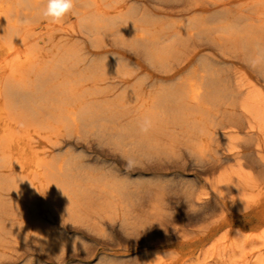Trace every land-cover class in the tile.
I'll return each instance as SVG.
<instances>
[{"label": "rangeland", "instance_id": "1", "mask_svg": "<svg viewBox=\"0 0 264 264\" xmlns=\"http://www.w3.org/2000/svg\"><path fill=\"white\" fill-rule=\"evenodd\" d=\"M250 11L168 72L123 58L79 80L53 62L54 36L23 55L4 43L15 84L49 75L56 98L28 110L23 94L0 135V264H264V5Z\"/></svg>", "mask_w": 264, "mask_h": 264}, {"label": "bare ground", "instance_id": "2", "mask_svg": "<svg viewBox=\"0 0 264 264\" xmlns=\"http://www.w3.org/2000/svg\"><path fill=\"white\" fill-rule=\"evenodd\" d=\"M253 2L264 5V0H74L73 11L53 23L51 18L42 15L47 0H0V135L15 122L13 108L23 94L28 110L42 99L56 98L52 91H41L49 75L31 86L16 85L7 65L9 55H23L30 45L47 43L54 36L51 38L55 40L51 48L54 50L53 62L70 74L80 69L75 73L79 80L86 77V80H104L106 74L122 69L119 60L123 58L131 60L136 67H143L142 62L146 61L168 72L193 63L191 56L199 55L206 46L201 40L210 24L233 15L235 20L241 16L245 19L256 16L250 11ZM13 4L11 9L9 5ZM170 18L185 19L170 21ZM114 35L117 37L111 39ZM82 39L89 40L91 45L83 53L78 47V41ZM5 42L9 43V55L4 52ZM85 55L96 57L88 67V76L80 67ZM55 67L51 68V73L57 71ZM131 75H123L119 82L131 81ZM81 97L80 91L63 88L64 102H76ZM70 114L74 116L75 111L71 110Z\"/></svg>", "mask_w": 264, "mask_h": 264}, {"label": "clouds", "instance_id": "3", "mask_svg": "<svg viewBox=\"0 0 264 264\" xmlns=\"http://www.w3.org/2000/svg\"><path fill=\"white\" fill-rule=\"evenodd\" d=\"M74 9V0H47V6L43 10L42 15L45 18H51L53 23L61 21L66 15ZM151 126V122L145 119L141 124V131L147 132Z\"/></svg>", "mask_w": 264, "mask_h": 264}]
</instances>
